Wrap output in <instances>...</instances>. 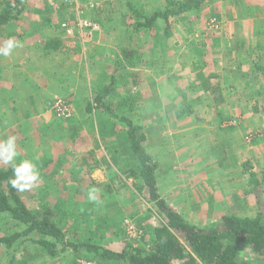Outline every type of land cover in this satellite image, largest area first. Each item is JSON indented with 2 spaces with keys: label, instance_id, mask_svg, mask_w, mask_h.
I'll return each instance as SVG.
<instances>
[{
  "label": "rangeland",
  "instance_id": "374dc122",
  "mask_svg": "<svg viewBox=\"0 0 264 264\" xmlns=\"http://www.w3.org/2000/svg\"><path fill=\"white\" fill-rule=\"evenodd\" d=\"M168 1L25 0V7L18 15L16 24L8 29L9 21L5 29H0L2 46L10 38L8 34L11 30L16 31V28L25 26L24 32L16 39L21 46L15 48L8 57L0 56V139H5L9 135L17 137L16 162L33 155L52 159V162L40 171L39 183L31 190L20 194L28 196L29 204L33 206L37 204L34 196L41 191L46 195L44 201L47 206H58L61 211L66 212L63 217V221L67 220L64 230L70 243L80 244L89 238L104 243L117 242L125 238L150 242L154 236L152 233L154 227L161 224V217L157 214L155 205L138 192L136 183L140 184L139 180L127 178L130 169L135 168L134 162L128 165L132 159L134 161V156L132 150L128 148L129 145H124L126 124L118 123V115L130 118L134 124L140 125V128L144 124L151 125L150 117L154 120V113L162 106L168 111H173L174 102L179 106L184 98L182 91H185L189 100L191 99L186 109L191 108L192 113L184 117L177 116L179 123L173 122L170 125L172 133L178 131L177 125L182 123L186 131L182 135L184 141L179 138L182 136L172 134L173 142L160 143L159 136L152 135L154 126L152 130L138 129V133L145 137L142 143L147 146L145 147L147 151L151 155L159 154L158 159L171 152L176 154L174 144L185 145V153L183 155V151H180L181 158L176 163L177 169L181 166L177 178L180 184L198 178V170L202 169V166L199 161L201 153L197 148L199 146L200 149L208 150L202 145L209 136L216 140L217 148L214 155L219 159V163L223 162H221L223 157L229 155L225 147L227 138L213 134L212 125H233L241 122L243 115L213 114L214 110H211L208 100L202 96L198 97L193 88L187 87L186 76L190 71L181 67L185 60H188V63L193 57L194 60H198L201 51L191 50L189 47H185L183 51L176 50L175 45L187 43L190 46L191 43H199L203 39L202 36H198L199 30H202L205 37L207 35L205 30H221L223 22L212 17L211 10H215L217 6L227 10L224 7L226 3L233 4L234 1H238L206 0L203 3L204 7L198 9L197 13L185 22L172 16L168 22L160 18L151 28L144 26L136 28L137 12L142 10L150 15L152 10L164 8ZM236 9L239 15L240 5ZM183 25L186 29L182 28ZM123 46H132L135 50L132 57L134 63L130 61V55L127 58L122 56ZM95 49H99L98 52L88 60ZM48 51L51 53L48 54ZM175 70H179L178 76ZM261 71L264 72V68H261ZM113 74L116 76L114 82L117 89L103 99L112 103L116 110L88 112L90 114L88 123L99 131L96 133L99 140L89 135L87 140L81 142L83 135L77 132L76 128L87 117L84 110L88 101L104 91V87L114 79ZM231 76L235 78L234 75ZM72 86L76 88V93H71ZM175 98L177 99L174 100ZM218 98L222 100L219 95ZM219 99L213 98L216 105L219 104L217 101ZM238 99L246 104L247 111L255 115L257 122L251 126L252 129L243 131L244 141L235 140L232 144L230 150L232 163L243 160V165L247 168L252 165L251 151L249 150L246 155L243 146H239L245 142L248 148L253 145V149L257 148L260 151L261 159L258 165L260 162L262 165L264 94L256 99L239 97V94L236 97L232 95L228 100L233 105L229 107L234 109ZM143 104L145 105L142 109L149 112L144 113L137 107ZM210 110L211 114L206 116ZM162 116L156 113L155 119ZM247 117L245 116V119ZM186 118H189V121H185ZM161 123L155 126L156 131L159 130ZM157 133L159 135V131ZM148 135L149 141L146 140ZM67 139L71 140L68 143V151ZM95 139L100 142L99 146ZM152 148L154 149L150 152ZM71 149L75 150L74 154H69ZM94 153L96 161L91 160L92 157L95 158ZM251 156L254 158L253 154ZM71 159H75L73 164L70 163ZM154 160L157 161L155 158ZM260 170V174H263L260 178H264V169L261 167ZM73 171H79L74 178L71 174ZM221 172L223 174V170ZM196 173L197 177H194ZM169 179L170 176L166 179L165 175L161 183L166 184ZM199 182H203V179L195 185ZM92 188L98 190L96 202L88 199V192ZM202 188L203 195L208 196L220 189L223 190V185L219 181ZM143 191L145 194L148 193L147 187ZM236 191L239 192V185L236 183L227 189L231 196ZM235 197V200L229 198L231 201L225 204L226 211L218 213L200 225L215 221V218L223 214L237 216L256 214L260 208L259 203L264 202V194L258 204L256 198L253 200L249 195L244 198L243 194L239 196L236 194ZM209 213L212 216L213 212ZM20 231L22 227L16 225L13 219L0 215V236ZM21 239L11 248L0 246V264H100L85 247L75 251L69 246L52 257L36 242L37 235L32 234ZM104 264L124 263L106 261Z\"/></svg>",
  "mask_w": 264,
  "mask_h": 264
},
{
  "label": "trees",
  "instance_id": "16d2710c",
  "mask_svg": "<svg viewBox=\"0 0 264 264\" xmlns=\"http://www.w3.org/2000/svg\"><path fill=\"white\" fill-rule=\"evenodd\" d=\"M25 0H4L0 4V27L18 17L25 7ZM206 0H169L162 9H154L150 15L144 11L137 12V27L151 28L160 18L168 22L169 18L185 11L198 10ZM135 50L132 46L121 48L122 56L132 57ZM134 65V64H133ZM135 74H133L134 76ZM115 75L112 82L104 87V91L88 101L86 112L98 111L112 112L116 109L113 104L105 101V96L117 89ZM200 80V79H199ZM201 87L207 90L216 100L218 98L219 84L212 85L211 77H203ZM200 83V82H199ZM192 89V87H191ZM184 98L180 102L177 116L184 117L191 114L192 109L187 108L191 99L185 91ZM217 93V94H216ZM218 103H223V98ZM118 123H125L124 145H129L134 156L131 160L135 168H131L127 178H137L136 183L139 193L153 203L157 214L161 217V224L154 227L151 241H133L129 238L117 242H99L89 238L80 244L67 241L63 221L66 212L58 206L51 207L45 204L46 195L38 191L34 196L36 205L29 204V197L22 196L14 189L9 180L13 177L11 165H0V215L7 216L22 227V231L12 235L0 236V246L11 248L14 244L28 235L38 236L36 242L41 249L55 256L59 251L71 246L75 251L85 247L88 253H92L97 263L104 264L106 261L122 262L124 264H264V202L259 203L260 208L256 214L237 216L223 214L215 221L200 225L187 219L181 212L168 204L161 195L157 181L156 171L159 167L154 157L143 145L144 135L138 133L140 125L134 124L130 118L119 117ZM122 147H120L121 149ZM130 159V157H128ZM125 158V159H128ZM23 157L22 160H24ZM21 160V161H22ZM33 160L39 171H42L52 162L50 157L33 155L28 158ZM19 163V162H17ZM56 170V169H55ZM54 170V172H55ZM264 178H258L251 173L250 185L260 200L264 194ZM147 187L148 193L143 189ZM52 217V219H50ZM54 218V219H53ZM23 240V239H21ZM244 253L242 254V252Z\"/></svg>",
  "mask_w": 264,
  "mask_h": 264
},
{
  "label": "crops",
  "instance_id": "0c3cea01",
  "mask_svg": "<svg viewBox=\"0 0 264 264\" xmlns=\"http://www.w3.org/2000/svg\"><path fill=\"white\" fill-rule=\"evenodd\" d=\"M3 1L4 0H0V3ZM237 1L238 2L234 1L233 4L224 3V7H226L227 10H222V8H219V6H217L215 10H211L212 17H215L217 20L223 22V28L221 30H205V33H207L206 37L204 36L205 34L202 32V30H199L198 36L203 37L202 41L199 43H191L190 46L187 45V43H179L175 45L176 50L183 51L185 47H189L191 50L201 51V56L198 60H194V57L190 59L189 63L187 62L188 60H185L181 67L190 71V74L186 76L187 87H192L198 97L200 96L201 98L202 96L208 100V104L212 108L211 110H214L213 114L229 116L237 114L243 115V119L241 118L242 121L233 125H212L214 126V130H211L213 134L219 135L221 138H227L225 147H227L229 155L226 158L223 157L221 160V162H223L219 163V159L215 156V149L217 148L215 144L216 140L210 136L209 139L206 138L205 140L204 138L203 140L205 141H203L204 145L202 146H205V148L208 150H203L202 148L200 149L199 146L197 148V151L201 153L199 161L200 165L202 166V169L198 170V178H194L192 180L190 179L189 182L180 184V182L178 183L177 178L179 172L181 171V166L177 169L176 163L179 161L178 159L181 158L180 151H183L184 155L186 150L185 145L174 144L176 154L171 152V154L164 155L158 159L157 157L159 154L152 153L153 157L159 164L156 175L160 192L166 198L169 204L181 212L185 217L187 216V219H190L196 224H202L205 220H208L213 216L215 217L218 213L226 211L225 204L230 202L232 199L235 200L236 194L238 196L239 194H243L244 198H247V195H249V197L253 200L256 198L257 204L259 203L255 191L250 185V176L251 173H255L258 178H260V176L262 177L263 175L260 174V169L261 167L264 169V160L262 165L261 162L258 165V161L261 159L260 151L257 148L253 149V145L248 148L246 145L247 143L245 144V142L239 145L241 147L243 146L242 148H244L243 151H246V155H248L249 150L251 151V155H254V158H252L250 155L252 165H249L248 168L247 166L243 165V160L233 164L232 155L230 154L232 144L235 142V140H241V142L245 140V136H242L243 131L252 129L251 126L254 124V122H257V118L255 115H253V113L247 111L246 104L241 102L239 100L240 98L235 104L234 109L230 108L229 105H233V103L231 104L228 98H231L232 95L236 97L239 94V97L245 96L249 99H256L262 97L264 94V72L261 71V68H264V0ZM237 4H239L241 8L239 9V15H237L236 7H239ZM34 7L36 8L37 5L35 4ZM203 7L204 6L202 5L201 8ZM197 11L198 10L185 11L173 17H175V19H179L181 22H185L186 19H189V17L195 15ZM16 19L17 17L8 23V29L9 27H12L16 24ZM184 26L185 25H183L182 28L186 29ZM2 28L5 29L6 25L0 27V29ZM24 30L25 26H20L16 28V31L11 30L8 36L16 40L19 38L18 35H21ZM98 50L99 49L92 52V54L88 57V60H91L90 58L94 57L95 52H98ZM47 53L50 54L51 51H48ZM175 71L176 75L178 76L179 70ZM231 75H234L235 78ZM203 77H211L212 84L215 83L220 85V88L218 89V95L220 98H225V102L221 103L220 105L215 104L212 95L201 87L202 85L200 80ZM40 85L45 87L43 84ZM75 89L76 88L72 86L71 93H76ZM34 95L37 96V93ZM153 96L155 95H151V97ZM176 99L177 98L174 100ZM145 104H147V102H145ZM145 104L137 107L142 109ZM176 105L177 103L174 102L172 107L173 111H168L164 106H162V108L156 113L163 116L156 120V113H154L155 115L152 114L154 116V120L152 117H150L151 125H148L149 123L144 124L140 129L148 130L151 128L150 130H152V126H154V132H152V135L155 136L156 134V137L159 136L160 143H167L168 141L173 142L174 138L172 134L177 137L184 135L186 131L183 129L184 126L182 123L177 125L178 127L176 129H178V131L172 133L170 132L172 129L170 128V125L173 122L179 123L177 119ZM136 110L139 111V109ZM211 110L208 111L206 116L211 114ZM142 112L145 113L149 111L142 109ZM85 113L87 117H84L85 119L82 120L81 125L76 128V131H79V133L83 135L81 137L82 139H80L81 142L82 140L83 142L84 140H87V136L89 135L98 139L96 133L99 132L88 123L90 114L84 110V114ZM167 113L169 116H165ZM245 116L248 117L245 119ZM185 121H189V118H186ZM155 122L156 124H154ZM159 122L162 123L159 125L158 135V131H156L157 129L155 126ZM228 136L230 138H228ZM183 137L184 136L179 138L182 139ZM149 138V135L146 136V140L149 141ZM96 139L94 141L97 146H99V139ZM70 142L71 140L67 139V151L69 145L68 143ZM145 147L147 148V146ZM153 149L154 148L150 149L149 151L151 152ZM71 151H69V154L75 153V150L71 149ZM240 152H242V150H240ZM93 155L95 156V153ZM247 158L248 157L246 156L245 159L247 160ZM74 160L75 159H71L70 163L73 164ZM91 160L96 161V156L95 158L92 157ZM92 167L94 166H91V168ZM222 170L223 174H221ZM78 172L79 171L71 172L72 177L74 178ZM165 175L166 179L170 176L169 180H171V182H168L169 180H167L166 184L161 183V180L165 178ZM171 177L175 179H171ZM194 177H197V173ZM223 178L224 180H222ZM200 179H203V182H199L198 185H195ZM219 181H221V184L223 185V190L220 189V191L216 193L214 192L212 195H203L202 187H209L210 185H214ZM234 183L239 185V192L236 191L235 193H232L231 196V194L227 192V189L232 187ZM242 186L244 190H242ZM262 186L264 187V184ZM211 211L213 212L212 216L209 215V212ZM217 218H219V216ZM217 218H215V220ZM243 253L244 251L242 254Z\"/></svg>",
  "mask_w": 264,
  "mask_h": 264
},
{
  "label": "clouds",
  "instance_id": "9594fccd",
  "mask_svg": "<svg viewBox=\"0 0 264 264\" xmlns=\"http://www.w3.org/2000/svg\"><path fill=\"white\" fill-rule=\"evenodd\" d=\"M20 46V43L14 38H9L0 46V56L8 57L15 48ZM17 154V137L15 135L0 139V163L12 167L13 177L10 178L9 183L17 191L24 192L31 190L39 183L40 171L33 160L25 159L17 163ZM97 192L96 188H92L88 192V199L96 202L98 200Z\"/></svg>",
  "mask_w": 264,
  "mask_h": 264
},
{
  "label": "built area",
  "instance_id": "2783aa9c",
  "mask_svg": "<svg viewBox=\"0 0 264 264\" xmlns=\"http://www.w3.org/2000/svg\"><path fill=\"white\" fill-rule=\"evenodd\" d=\"M131 226V225H130ZM133 226V225H132ZM131 230V229H130ZM133 230H134V233L136 232V230H135V228H134V226H133ZM131 233H133V232H131ZM88 263V262H87Z\"/></svg>",
  "mask_w": 264,
  "mask_h": 264
}]
</instances>
